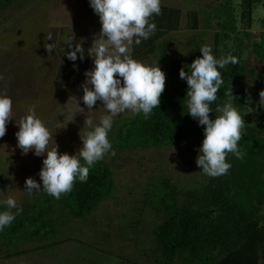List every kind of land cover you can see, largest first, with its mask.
Instances as JSON below:
<instances>
[{"label":"rangeland","instance_id":"rangeland-1","mask_svg":"<svg viewBox=\"0 0 264 264\" xmlns=\"http://www.w3.org/2000/svg\"><path fill=\"white\" fill-rule=\"evenodd\" d=\"M161 6L180 11L178 30L167 34L178 41L179 49L162 61H156L158 54L143 61L159 63L168 73L171 62L185 55L196 41H201L199 47L211 45L214 50L216 35L231 23L227 17L230 11L235 31L222 43L220 56L230 54L224 44L232 50L241 44L248 69L264 72V63L259 62L254 44L264 34V0H254L251 23L243 17L244 0H161ZM101 28L100 18L89 0H23L0 10V74L5 78L0 81V93L11 96L14 102V117L5 136L0 138V202L12 196L19 205L42 191H23L29 177L43 186L39 173L45 157H37L34 150L24 155L17 146L18 123L28 115L30 107L36 108L37 116L51 130L49 149L55 147L56 141L61 154L72 155L82 147L81 136L92 130L85 125L86 119L96 125L108 114L101 101L89 110L82 100L85 73L95 67L87 50ZM69 39L84 46L83 60L68 59ZM48 43L54 45L51 54L45 47ZM132 49L133 45L130 55ZM233 88L236 106L245 120L242 132L248 134L251 129L264 137V105L260 103L264 76L250 77ZM133 115L126 111L115 117L114 123ZM203 140L189 137L178 146L135 151L112 149L105 155L116 182L112 196L88 218L73 220L59 235L61 242L20 256L3 254L0 264H157L160 250L155 242V229L162 217L156 207L147 203V198L165 179L176 184L181 192L202 190L209 184L212 177L204 174L196 163ZM229 156L233 165L230 159L233 155ZM262 192L253 203L264 223Z\"/></svg>","mask_w":264,"mask_h":264},{"label":"trees","instance_id":"trees-1","mask_svg":"<svg viewBox=\"0 0 264 264\" xmlns=\"http://www.w3.org/2000/svg\"><path fill=\"white\" fill-rule=\"evenodd\" d=\"M21 2L23 0H0V10ZM253 3L254 0H244L243 17H247L249 23ZM227 17L231 23L220 24L223 30L216 35L213 44V53L218 58L222 43L235 31L230 11H227ZM152 22L156 24L155 33L140 45L133 44L131 56L136 60H147L158 54L156 61H162L179 49L178 41L167 34L178 30L180 11L161 6V13L154 15ZM199 42L171 62L160 106L147 119L143 114H134L114 123L109 133L113 150L178 146L185 138H205L203 127L187 114L188 85L180 79L181 69L187 71L195 59L202 57ZM254 44L259 62L264 63V34L262 40ZM241 46L239 44L236 50H232L224 44L223 48L239 62L221 70L224 85L217 93V101L211 105L212 119L220 114L215 109L227 99L225 93L232 91L235 94L234 84L250 77L264 76V72L248 69ZM239 147L245 153L244 158L232 154L233 165L228 172L212 177L202 190L181 192L176 184L165 179L150 193L147 203L156 207L162 217L155 229V242L160 250L157 264H261L264 259V223L253 199L264 191V137L251 129L248 134L242 132ZM115 186L113 168L104 157L90 169L86 182L76 180L72 190L62 194L60 199L43 190L32 194L19 204L23 212L16 216L11 226L0 232V258L3 254L20 256L61 242L59 235L67 226L73 220H83L94 214L99 205L112 196ZM0 210H6V205L0 203ZM31 244L33 247L29 248Z\"/></svg>","mask_w":264,"mask_h":264},{"label":"clouds","instance_id":"clouds-1","mask_svg":"<svg viewBox=\"0 0 264 264\" xmlns=\"http://www.w3.org/2000/svg\"><path fill=\"white\" fill-rule=\"evenodd\" d=\"M89 3L99 16L102 28L93 46L87 50V56L94 58L95 67L85 73L82 100L89 110L94 108L97 101H101L108 114L101 117L96 125L91 119H86L85 125L92 130L81 136L82 147L72 155L61 154L56 141L55 147L49 149L53 138L51 130L37 116L36 108L30 107L28 115L18 123L17 146L24 155L34 150L37 157L45 158L39 173L43 186L29 177L23 190L28 193L42 189L60 199L62 194L72 190L76 180L86 182L90 169L112 150L109 133L114 118L131 111L137 115L143 114L147 119L160 106L165 91L166 73L159 63L139 61L130 55L133 44L140 45L155 33L156 24L152 22V17L161 13V0H89ZM48 39L51 40V37ZM66 44V48H71V51H66L69 60L75 62L78 58H85L83 45L73 39ZM45 47L49 54L54 50L52 43ZM200 52L202 57L195 59L187 71L181 69L180 79L188 85L187 114L203 127L205 137L198 149L196 163L204 174L217 177L231 168L227 160L230 153L239 159L245 156L239 147L245 120L236 106L232 91L225 93L227 99L215 109L220 114L215 119L210 117L213 112L211 105L217 101V93L224 85L221 70L239 61L231 54L218 58L211 45L202 46ZM4 79L0 74V81ZM260 98V103L264 105V91L260 92ZM13 103L11 96L0 93V138L5 136L7 125L14 117ZM111 154L115 155V152ZM0 203L6 205V210H0L2 232L11 226L23 208L12 196Z\"/></svg>","mask_w":264,"mask_h":264}]
</instances>
